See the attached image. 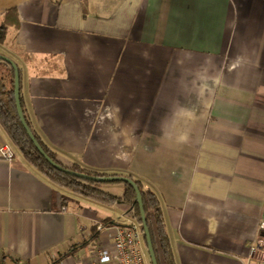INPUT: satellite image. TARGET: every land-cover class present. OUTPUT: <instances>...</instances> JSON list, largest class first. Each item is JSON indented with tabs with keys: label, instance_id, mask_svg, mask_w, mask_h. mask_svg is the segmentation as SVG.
<instances>
[{
	"label": "crops",
	"instance_id": "1",
	"mask_svg": "<svg viewBox=\"0 0 264 264\" xmlns=\"http://www.w3.org/2000/svg\"><path fill=\"white\" fill-rule=\"evenodd\" d=\"M4 20L41 140L150 188L176 264H243L264 232V0H0ZM4 145L6 264H97L131 218L51 183L0 127Z\"/></svg>",
	"mask_w": 264,
	"mask_h": 264
},
{
	"label": "trees",
	"instance_id": "2",
	"mask_svg": "<svg viewBox=\"0 0 264 264\" xmlns=\"http://www.w3.org/2000/svg\"><path fill=\"white\" fill-rule=\"evenodd\" d=\"M7 25L8 21L6 20H4L0 24V43L4 40ZM0 54L5 55L1 52ZM17 68L19 71V77L21 78V70L18 65ZM13 79L14 71L11 65L0 59V127L4 131L9 142L19 151L25 161L36 168L40 173H42L51 183L64 188L79 197L88 199L106 207L114 208L115 210L123 213L125 216L134 219L141 224L139 206L136 201L135 191L130 184H128L127 182L112 181L122 183L123 189L119 195L111 194L101 188L102 183L104 182H96L80 178L75 175L66 173L65 171L58 170L40 154V152L37 150L31 139L27 135L18 117L14 101ZM19 95L21 109L23 111V116L27 125L30 127L33 135L35 136L45 153L54 162L60 165L63 169L82 172L93 176L121 175L104 174L101 172L85 169L79 164L65 158L64 156L52 150L41 140V138L32 128L29 116L22 101L20 83ZM127 177L135 181L139 188L144 211V218L149 232L156 263L176 264L171 242L165 228L163 211L157 195L150 188H144L138 180L133 179L131 176ZM65 202L66 198L62 196L59 201V206L63 207L65 205ZM52 203H56L55 196L52 197ZM100 223L101 227L109 226L115 223V225H122L118 222H114V220L112 219H103ZM98 233L99 229L97 228V225H93L89 240L96 238ZM86 242H83L80 245H84V243ZM144 244L146 245L145 240ZM74 247L75 248H73L71 251L76 249L78 245ZM64 255H66V253L60 255V258L57 261H60L64 257ZM6 257L7 256L5 255L0 256V264H6ZM9 259H11L13 263H17L16 260H14L12 257H9Z\"/></svg>",
	"mask_w": 264,
	"mask_h": 264
},
{
	"label": "built area",
	"instance_id": "3",
	"mask_svg": "<svg viewBox=\"0 0 264 264\" xmlns=\"http://www.w3.org/2000/svg\"><path fill=\"white\" fill-rule=\"evenodd\" d=\"M0 156L10 160L14 157V151L11 146L4 145L0 149ZM98 228H101V224ZM96 257L97 264H147L141 224L131 219L125 225L117 226L112 234V246L98 248ZM243 264H264L263 236L257 237L248 245Z\"/></svg>",
	"mask_w": 264,
	"mask_h": 264
},
{
	"label": "water",
	"instance_id": "4",
	"mask_svg": "<svg viewBox=\"0 0 264 264\" xmlns=\"http://www.w3.org/2000/svg\"><path fill=\"white\" fill-rule=\"evenodd\" d=\"M0 59H2L5 62L9 63L11 65L13 71H14V79H13L14 80V101H15L16 111H17L18 117H19V119L21 121V124L24 127L27 135L29 136V138L31 139V141L33 142L35 147L37 148V150L40 152V154L52 166H54L58 170L65 171L66 173L75 175V176L80 177V178H84V179H88V180H92V181H96V182H112V181L127 182L128 184H130L133 187V189L135 191L136 201H137L138 206H139V212H140V218H141V227H142V231H143L144 240H145V243H146L148 256H149L151 264H157L156 263V259H155V255H154V252H153V248H152V245H151L149 232H148V229H147V226H146V222H145V218H144V211H143V206H142L141 195H140L139 188H138L136 182L133 181L131 178H129L127 176H123V175L93 176V175L85 174V173H82V172L67 170V169H63L60 165H58L56 162H54L45 153V151L43 150V148L41 147V145L39 144V142L37 141V139L33 135L30 127L27 125V123H26V121L24 119L23 111L21 109V104H20V95H19L20 77H19V71H18L17 65L8 56L0 54ZM261 236L264 237V232L261 233Z\"/></svg>",
	"mask_w": 264,
	"mask_h": 264
},
{
	"label": "rangeland",
	"instance_id": "5",
	"mask_svg": "<svg viewBox=\"0 0 264 264\" xmlns=\"http://www.w3.org/2000/svg\"><path fill=\"white\" fill-rule=\"evenodd\" d=\"M110 184L115 185V187H107V186H111ZM121 185H122V183H120V182H104V183H102V186L104 188L107 187L108 190H111V192H114V193H117L120 191Z\"/></svg>",
	"mask_w": 264,
	"mask_h": 264
}]
</instances>
